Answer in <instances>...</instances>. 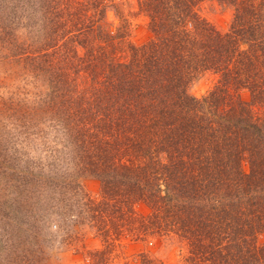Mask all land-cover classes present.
Listing matches in <instances>:
<instances>
[{
    "label": "trees",
    "instance_id": "16d2710c",
    "mask_svg": "<svg viewBox=\"0 0 264 264\" xmlns=\"http://www.w3.org/2000/svg\"><path fill=\"white\" fill-rule=\"evenodd\" d=\"M204 1L139 0L153 35L139 45L124 16L109 24L115 0L3 4L0 40L30 89L0 97V264H50V215L63 240L91 223L94 264L163 236L185 243L184 264H264V0H216L233 10L226 31Z\"/></svg>",
    "mask_w": 264,
    "mask_h": 264
},
{
    "label": "rangeland",
    "instance_id": "374dc122",
    "mask_svg": "<svg viewBox=\"0 0 264 264\" xmlns=\"http://www.w3.org/2000/svg\"><path fill=\"white\" fill-rule=\"evenodd\" d=\"M115 3L120 6V11L117 12L114 8L108 11L109 24L119 25L121 14L130 23L132 43L139 45L148 42L153 35L149 29L148 18L139 10V0H115ZM3 4L8 5V0H0V13ZM199 12L213 26L222 31L228 30L233 20L232 8L226 7L216 0H205L200 4ZM22 32L24 36L27 35L26 30H22ZM2 45L6 47L4 39L0 40V97L10 98L15 92L17 100L23 98L27 101L28 96L25 93L26 87L29 88V86L24 80L22 64L15 61L18 60V56L10 57L8 55L14 52L12 49L3 48ZM4 54L8 56L5 60L3 59ZM217 79V76L211 73L203 75L192 85L191 93L196 97L206 95L216 84ZM243 97L248 99L250 94L243 92ZM81 186L91 199H100L101 185L96 179L84 177L81 179ZM138 211L145 213L147 208L139 206ZM44 222H47L45 223L46 228L44 227L47 238L44 242V250L50 264H94L90 253L102 248V243L90 228V222L87 225L77 224L80 230L78 234L74 233V236L69 234L73 231L71 224L74 222H69L71 229L68 236H72V238H66V240H63L62 233L47 228L49 225L54 227L56 222H63L58 216L50 215ZM259 242L264 244V234L260 236ZM142 253L147 254L160 264H184L187 246L177 236L155 237L139 242L124 238L117 242L110 264H141L140 254Z\"/></svg>",
    "mask_w": 264,
    "mask_h": 264
}]
</instances>
